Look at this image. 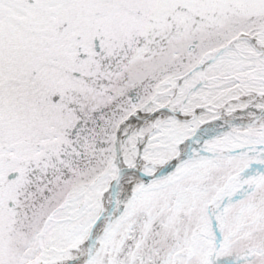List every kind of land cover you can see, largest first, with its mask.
Masks as SVG:
<instances>
[{
  "label": "snow or ice",
  "instance_id": "6c2138e0",
  "mask_svg": "<svg viewBox=\"0 0 264 264\" xmlns=\"http://www.w3.org/2000/svg\"><path fill=\"white\" fill-rule=\"evenodd\" d=\"M0 264H264V0H0Z\"/></svg>",
  "mask_w": 264,
  "mask_h": 264
}]
</instances>
